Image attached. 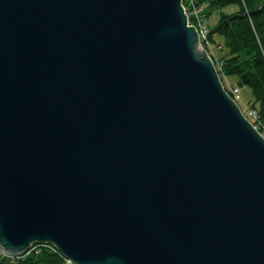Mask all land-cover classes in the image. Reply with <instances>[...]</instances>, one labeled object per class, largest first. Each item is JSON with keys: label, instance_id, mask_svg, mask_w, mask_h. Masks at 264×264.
<instances>
[{"label": "water", "instance_id": "95a60500", "mask_svg": "<svg viewBox=\"0 0 264 264\" xmlns=\"http://www.w3.org/2000/svg\"><path fill=\"white\" fill-rule=\"evenodd\" d=\"M72 264H264V138L181 0H0V249Z\"/></svg>", "mask_w": 264, "mask_h": 264}, {"label": "trees", "instance_id": "16d2710c", "mask_svg": "<svg viewBox=\"0 0 264 264\" xmlns=\"http://www.w3.org/2000/svg\"><path fill=\"white\" fill-rule=\"evenodd\" d=\"M201 8V17L216 11L214 23H207L206 51L224 90L221 75L232 77L233 86H246L250 100L246 113H241L262 133L264 132V0H191ZM186 0H182V4ZM215 47L221 54L212 49ZM212 49V50H211ZM217 59V60H216ZM254 110L255 117L248 114ZM40 246L37 253L12 258L0 254V264H63L65 258L51 245Z\"/></svg>", "mask_w": 264, "mask_h": 264}, {"label": "built area", "instance_id": "2783aa9c", "mask_svg": "<svg viewBox=\"0 0 264 264\" xmlns=\"http://www.w3.org/2000/svg\"><path fill=\"white\" fill-rule=\"evenodd\" d=\"M182 8H183V11L186 14L187 25L188 26L191 25L194 28V30H195V32L197 34L199 47L203 48L206 51V48L209 47L210 45H209V43L207 41V32H208L207 25H206L204 19L201 17V8L195 7L192 4L191 0H186V3L182 4ZM206 53H207V51H206ZM207 56L210 58V56L208 54H207ZM210 60H211V58H210ZM224 91L236 103L235 96L238 94V88L236 86H233V85H228L227 89L224 90ZM248 114L251 117H253V118L255 117L254 110H248ZM260 134L264 137V135H263L264 132H262ZM40 246H46V245H44V244H41V245H30L29 248L27 249V252L25 254H28L30 252L37 253ZM63 264H72V263L69 260L65 259L63 261Z\"/></svg>", "mask_w": 264, "mask_h": 264}, {"label": "rangeland", "instance_id": "374dc122", "mask_svg": "<svg viewBox=\"0 0 264 264\" xmlns=\"http://www.w3.org/2000/svg\"><path fill=\"white\" fill-rule=\"evenodd\" d=\"M201 10H202V7H201ZM216 18H217L216 11H211L210 14L205 16V22L208 23V25H211L212 23L216 21ZM212 49L216 52V54L218 55L221 54V52L217 51L215 47H212ZM221 81L223 82V85L225 86H228L230 84H235V81L232 77H226V76L221 75ZM249 100H250L249 89L246 86H238V94L235 96V101L237 105L239 106V108H241L244 113H246L245 109L248 105ZM24 254H22V256Z\"/></svg>", "mask_w": 264, "mask_h": 264}, {"label": "bare ground", "instance_id": "6f19581e", "mask_svg": "<svg viewBox=\"0 0 264 264\" xmlns=\"http://www.w3.org/2000/svg\"><path fill=\"white\" fill-rule=\"evenodd\" d=\"M212 50V49H211ZM208 51V50H207ZM207 53H209V52H207ZM217 60V59H216ZM224 89V88H223ZM243 114V113H242ZM33 244H37V243H33ZM32 245V244H31ZM26 252V249L24 250V252L22 253V254H24ZM0 254L2 255V256H6V257H13V256H9V255H7V254H5L1 249H0ZM22 254L21 255H19V256H21V257H24V256H26L27 254H25V255H23L22 256ZM19 256H16L17 258H19ZM66 259V258H65Z\"/></svg>", "mask_w": 264, "mask_h": 264}]
</instances>
